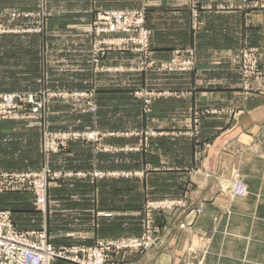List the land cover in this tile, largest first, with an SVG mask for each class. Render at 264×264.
<instances>
[{
	"label": "crops",
	"instance_id": "crops-1",
	"mask_svg": "<svg viewBox=\"0 0 264 264\" xmlns=\"http://www.w3.org/2000/svg\"><path fill=\"white\" fill-rule=\"evenodd\" d=\"M190 2L45 0L49 10L61 12L57 16L72 15L77 23L93 20L99 9L146 5L153 31L151 59L160 62L175 50L194 48L198 61L196 69L184 75L140 76L143 87L151 86L159 99L151 115L140 113V133L153 131L156 135L149 142L145 137L139 141L144 148L139 149L142 163L136 172L128 166L129 138L121 134V138L103 142L121 143L117 153H98L79 143L71 147L72 158H65L62 164L64 155L45 158L57 172L87 175L99 170L108 175L95 183L87 179H76L73 185L61 180L51 183L46 213L34 211L29 194L0 195V209L13 211L20 230L45 229L54 246H93L98 240L141 235L145 209L166 203L172 209L154 212L156 224L168 230L160 235H165L164 246L136 257L124 253L125 264H194L195 256L203 257L195 264H258L256 256L264 255V96L243 90L234 61L241 47L247 45L260 49L264 64V0H200L202 25L197 31L192 30ZM30 3L32 0H0V12L22 10ZM72 3L73 12H63ZM58 30L72 42L65 41L60 49V45L53 49L66 57L51 56L48 83L54 87L78 88L88 82L97 86L99 78L91 63L92 36L79 30ZM135 57L112 54V65L128 68L136 61L140 64L141 57ZM128 76L107 89H96L99 97L112 101L126 96L122 87ZM120 84L122 89H117ZM165 92L167 96L161 94ZM112 111L102 109L108 117ZM107 128L115 131L112 126ZM183 133L189 137L181 136ZM36 137L40 142V131L23 122L0 121V169H39L44 161L42 143H35ZM146 143L150 148L146 149ZM182 143L185 146L179 147ZM119 161L121 166L114 167ZM64 164L65 168L60 166ZM236 173L245 181L248 195L232 200L230 183ZM135 176L137 182L131 184ZM197 207L202 211L194 216ZM187 219H193L192 226H178ZM136 224L138 228L133 231L131 225Z\"/></svg>",
	"mask_w": 264,
	"mask_h": 264
},
{
	"label": "rangeland",
	"instance_id": "rangeland-1",
	"mask_svg": "<svg viewBox=\"0 0 264 264\" xmlns=\"http://www.w3.org/2000/svg\"><path fill=\"white\" fill-rule=\"evenodd\" d=\"M71 1L73 2V0ZM135 1L136 0H131V2ZM72 5L73 3L70 6L71 9H65L63 12H73ZM132 5L134 6L129 9H99L95 12L93 20L83 19L79 23H77V19L73 20L71 18L73 17L72 15L66 14L57 16V14L61 12L57 9L49 10L45 5V0H32V3L25 9L23 7L22 10L0 12V95L11 94L16 96V104L20 111L18 112L17 119H11V121L23 122L28 127L40 131L41 141L39 142L36 137L35 143H42L44 161L43 165L37 170L11 172L0 169V173L39 174L46 169L54 173L48 177L47 206L45 210L37 208L36 198L30 192L7 191L2 186L0 187L1 196L15 193L29 194L32 197L34 211L41 214L46 213L51 183L61 180L64 183L73 185L76 179H87L95 183L98 180L105 179L108 175L104 171L99 170H94L90 174L87 173V175H85V172H57L52 169L47 161L45 163V158L49 159L53 155H64V160L60 158L62 159L60 164H62L65 162V158H72L70 154L71 147L79 143L94 149L98 153H117L121 148V143L103 142L114 137L121 138V134H124L123 136H125V138H129L130 143L128 144V151L130 152V156L127 159L128 166L136 172L139 164L142 163V157L138 155V152L139 149L142 151V148H144V145L139 141L142 142L143 137H145L147 139L146 141L149 142V140L156 135L153 131H148L145 135L140 133L139 128L142 122V120H140V113L144 112L145 115H151L154 102L159 99V93L150 89L152 88L151 86L149 88L143 87V84L140 82V76L142 74H150L151 76L153 73H173L180 75L191 73L197 67L198 57L194 48H188L175 50L168 59L160 60V62L151 59L153 31L149 27L148 7L143 4L141 6H136L133 3ZM200 9H202L200 0H191L190 12L193 31L199 30L202 25L200 19L201 14L199 13ZM118 11L133 14L134 18L131 14L130 17L132 23H135V25L138 23L137 20L143 18V21L138 23V27L143 28L145 34L141 32L139 34L133 31L118 34L102 33L101 31L106 28V24L101 21L100 16L105 12ZM58 28H66L71 31L79 30L80 32L92 36L91 63L94 74L98 75L99 78L97 86L92 87L88 82L81 84L78 88L77 85L54 87V85L52 86L48 83L47 79L50 72L48 64L51 61V56L58 55L60 57H66L63 53L52 52L53 49H57V45L64 44L65 41H67V43L72 42L71 37H65L62 33L59 34L56 32L55 30H58ZM58 47L60 49L61 45ZM96 49L102 51L97 57L98 64L94 62V50ZM243 51L248 53L253 51L255 56L253 58L254 64L258 72L264 73V64H262L260 60V49L245 45L241 47L238 54ZM115 53H130L134 57L139 55L142 62L139 64L136 61V64H132L128 68L125 65L114 66L112 65V54ZM135 58L130 59L134 61ZM172 61L177 64L178 71H167L168 69H166V67ZM234 64L238 69L239 65L237 60L234 61ZM239 72L242 76L244 90V77L240 70ZM124 75H129L127 78H124L125 85L123 86L120 84L117 89L124 88V91L127 93L126 96L123 98L117 96L113 98L112 101H109L105 96L99 97V91L96 89H107L109 86L111 87V83H118L116 81H121ZM115 86H117V84H115ZM244 91L264 96V89L258 82H254L248 90ZM161 94L167 96L166 92ZM109 102H111V106ZM108 107L113 109L111 117H108L106 112H102V109L106 110ZM99 113L101 114V120L98 118V116H100ZM111 126L115 131H110V129L107 128ZM195 133H198L197 127H195ZM181 136L189 137L184 133ZM146 144V149L150 148L151 144ZM166 146L168 147L169 145ZM184 146V143L179 144V147ZM60 166L65 168L66 164ZM119 166H121L120 161L114 163V167ZM133 179L135 180H132L131 184L137 182V176ZM238 183H242L245 186V193L243 195L236 193ZM230 186L232 200L247 197V185L240 174L236 173L233 175ZM14 209L17 208L15 207ZM170 209H172V206H168L166 203H157L148 206L145 209V221L141 235H131L111 240H98L93 246L63 245L56 247L75 246L95 249L100 247L101 244L106 245L109 244V242L113 245H122L127 241L136 240H139L141 243H150L146 248L134 249H129L125 246L123 248L112 246L110 248L113 257V259H111V264H125L124 256L122 258L124 253H130L136 257L152 249L164 246L165 235H160L163 232L166 234L168 230H166L165 226L156 224L154 212L156 210L169 211ZM201 211L202 209H200V207L195 208L193 211L194 216L200 214ZM0 212L10 213L15 227L20 230L15 223L12 210L0 209ZM187 220V223L183 221L179 223L178 226L182 229H186L189 224L192 226L193 219ZM131 227L134 228L133 231L138 228L137 224L131 225ZM43 230L45 229L32 231ZM202 258V256H195L193 259L194 264L199 263ZM185 259L186 258L183 257V260ZM244 259L247 260V258L242 257V260ZM256 261L258 264H264V255H257Z\"/></svg>",
	"mask_w": 264,
	"mask_h": 264
},
{
	"label": "built area",
	"instance_id": "built-area-1",
	"mask_svg": "<svg viewBox=\"0 0 264 264\" xmlns=\"http://www.w3.org/2000/svg\"><path fill=\"white\" fill-rule=\"evenodd\" d=\"M130 14L129 12L120 11L105 12L100 16L101 21L106 24V28L101 32L118 34L133 31L145 34L143 28L138 27V23L142 22L143 18L137 20L138 23L135 25L131 21ZM131 16L134 18L133 14ZM94 51V62L98 64L97 57L102 51L98 49ZM250 52H240L237 58L238 69L244 77V90H248L254 82H258L264 89V73L258 72L253 60L254 53L253 51ZM166 69L170 72L178 71L177 64L174 61ZM19 111L15 95H0V121L17 119ZM53 174L48 169L39 174L0 173V187L3 186L7 191L32 193L36 198L37 208L45 210L47 206L48 177ZM236 193L241 195L245 193L244 184L238 183ZM149 245V242L141 243L136 240L127 241L122 245H113L109 242V244H101L100 247L95 249L75 246L56 247L49 242L46 230L20 231L15 227L10 213L0 212V264H54L57 261L73 264H111L113 257L110 248L112 246L118 248L125 246L134 249L146 248Z\"/></svg>",
	"mask_w": 264,
	"mask_h": 264
}]
</instances>
